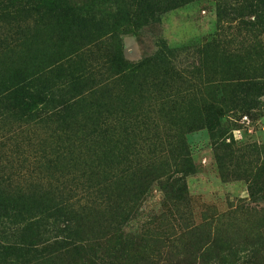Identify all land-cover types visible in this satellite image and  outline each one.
Here are the masks:
<instances>
[{
  "label": "rangeland",
  "instance_id": "obj_1",
  "mask_svg": "<svg viewBox=\"0 0 264 264\" xmlns=\"http://www.w3.org/2000/svg\"><path fill=\"white\" fill-rule=\"evenodd\" d=\"M68 1L107 26L72 31L59 0H0V246L76 232L26 199L54 193L83 217L103 210V171L163 164L120 226L138 244L126 264H264V0ZM121 64L141 66L136 93Z\"/></svg>",
  "mask_w": 264,
  "mask_h": 264
},
{
  "label": "trees",
  "instance_id": "obj_2",
  "mask_svg": "<svg viewBox=\"0 0 264 264\" xmlns=\"http://www.w3.org/2000/svg\"><path fill=\"white\" fill-rule=\"evenodd\" d=\"M59 4L65 6L66 11H62L61 16H69V25L75 28H72V31L78 30L77 32L90 33L92 30L100 31L107 26V24H102L101 21H97L95 16H90V14L93 15V10L89 5L71 7L68 0H59ZM51 5L48 3L49 7ZM67 11L70 13H67ZM49 13H51V9H49ZM262 27H264V21H262ZM119 68L127 76L125 79L127 81V90L130 93H136V81L139 78L137 74L141 70V66L125 67L121 64ZM78 84L79 82H75L73 85L77 86ZM72 91L76 92L77 88H72ZM182 148L183 145H179L177 160H179V163H187V166L190 167V164H188V155L184 153ZM173 151L170 152V157L173 156ZM217 160L219 162V158ZM103 163V167L105 168H110L112 164L114 165V161L107 162L106 157ZM263 165L264 163L262 164V187L264 185ZM164 167L166 165L159 164L155 167L154 164H146L144 167L137 168L136 172L131 173L128 181L118 179L111 172L103 171L102 175L97 178V190H95L97 195L95 199L101 203L99 204L100 206L103 205V210L93 208L90 213L83 217L73 216V210L70 211V208L73 206L68 203H57V206H52L55 201L54 193L46 192L40 196L26 199V206H29V204L34 206L43 205L47 212L54 210L56 213H53V216H51L54 222L57 219L56 214L68 219L71 217L75 223L76 232L71 233V236L65 237L66 240H69V243L66 244L64 241H56L58 240L56 239L53 244L44 248L43 251H38L36 247L40 244L37 243V234L27 231L23 236V243H19L14 247L0 246V264H55L56 261L69 262V264H126L129 258L126 257L127 260H125L121 254L125 253L124 255L131 257L134 248L138 247V244L128 238H123L120 235V226L130 216L132 205L138 200V197L146 192L150 181L156 179L153 177L161 175L162 173L163 175H167L170 172L168 168L164 169ZM181 173L184 172L181 171ZM249 193L252 196L251 190ZM4 204L1 200L0 213H2V210L5 211ZM91 204L93 205V203ZM66 221L68 220L66 219ZM30 225L28 223L26 226ZM94 232L95 238L92 240L86 238L87 235ZM100 233H102L101 236L96 237ZM30 245L33 247L30 248ZM7 258H11L12 261L9 263L6 262ZM13 261L15 262L13 263Z\"/></svg>",
  "mask_w": 264,
  "mask_h": 264
}]
</instances>
